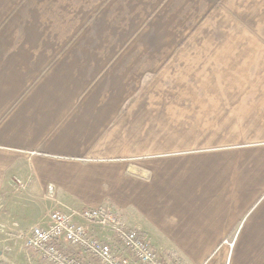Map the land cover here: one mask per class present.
<instances>
[{"label":"crops","instance_id":"1","mask_svg":"<svg viewBox=\"0 0 264 264\" xmlns=\"http://www.w3.org/2000/svg\"><path fill=\"white\" fill-rule=\"evenodd\" d=\"M50 184L167 262L264 264V0H0V200Z\"/></svg>","mask_w":264,"mask_h":264},{"label":"built area","instance_id":"2","mask_svg":"<svg viewBox=\"0 0 264 264\" xmlns=\"http://www.w3.org/2000/svg\"><path fill=\"white\" fill-rule=\"evenodd\" d=\"M43 199L45 216L18 233L32 264H168L110 203L74 206L52 184Z\"/></svg>","mask_w":264,"mask_h":264},{"label":"rangeland","instance_id":"3","mask_svg":"<svg viewBox=\"0 0 264 264\" xmlns=\"http://www.w3.org/2000/svg\"><path fill=\"white\" fill-rule=\"evenodd\" d=\"M46 204L47 203L43 199L42 195L40 196L24 193L22 192V190L15 188L14 190L13 188H11L9 192H5L3 198L0 200V228L2 229L5 227L6 229H8V231H0L1 235H16L19 233V231H23L29 228L33 223L37 222L45 216ZM4 220L5 222L3 223ZM4 224L7 225L4 226ZM141 232L145 234L153 248H155L161 256L166 257L163 252L158 250L153 245V242L151 241L149 235L146 234V232L142 229ZM169 258V263H167L173 264L174 260L172 259V257ZM6 263L7 261H4L3 264Z\"/></svg>","mask_w":264,"mask_h":264},{"label":"water","instance_id":"4","mask_svg":"<svg viewBox=\"0 0 264 264\" xmlns=\"http://www.w3.org/2000/svg\"><path fill=\"white\" fill-rule=\"evenodd\" d=\"M0 254H1V250H0Z\"/></svg>","mask_w":264,"mask_h":264}]
</instances>
